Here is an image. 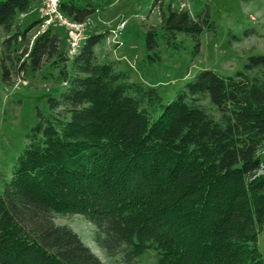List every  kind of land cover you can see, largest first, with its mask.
I'll return each mask as SVG.
<instances>
[{"label": "trees", "instance_id": "trees-1", "mask_svg": "<svg viewBox=\"0 0 264 264\" xmlns=\"http://www.w3.org/2000/svg\"><path fill=\"white\" fill-rule=\"evenodd\" d=\"M37 1L0 0V29L14 33L6 44L26 43L20 73L49 66L66 91L27 135L12 179L0 174V264H137L149 253L153 264H264V56L234 77L205 71L165 104L117 62L99 60L105 35H88L69 57L61 30L32 43L40 22L16 32ZM61 10L80 23L95 13L89 0ZM214 30L208 11L170 6L146 49L160 60L161 40L181 49L183 35L199 48ZM0 69L11 86V70ZM78 215L94 226L106 262L54 222Z\"/></svg>", "mask_w": 264, "mask_h": 264}, {"label": "rangeland", "instance_id": "rangeland-1", "mask_svg": "<svg viewBox=\"0 0 264 264\" xmlns=\"http://www.w3.org/2000/svg\"><path fill=\"white\" fill-rule=\"evenodd\" d=\"M89 1L95 13L88 19V35L106 36L96 48L99 60L117 62L118 68L128 73L133 82L157 89L165 104L174 101L187 84L205 71L234 77L244 71L250 58L264 56V0ZM40 6L41 2L37 1L30 12L17 21L16 32L21 34L40 22L27 35L31 43L44 32ZM170 6L193 16L208 11L215 30L202 35L199 48L183 35L178 36L181 49L169 47L161 40L158 51L161 59L158 60L147 51L146 36L148 30L160 27L162 15ZM53 32L59 33L55 29ZM13 35H6L0 29V68L6 66L11 70L12 80V85L8 86L0 69V174L8 182L17 159L29 143L27 135L39 123L40 115L50 113L48 101L59 99L66 91L65 84L58 80L59 73L49 66L37 73H20L26 43L18 39L11 45L6 44ZM63 37L61 33L60 38ZM62 49L67 51V45ZM202 104L219 119L208 101ZM259 153L264 160V148ZM54 222L70 227L100 260L107 261L104 251L95 243L94 226L84 217L55 216ZM154 261L155 254L149 253L137 264H153Z\"/></svg>", "mask_w": 264, "mask_h": 264}, {"label": "built area", "instance_id": "built-area-1", "mask_svg": "<svg viewBox=\"0 0 264 264\" xmlns=\"http://www.w3.org/2000/svg\"><path fill=\"white\" fill-rule=\"evenodd\" d=\"M39 1L41 2L40 17L43 31L49 29L63 31L67 38V53L69 57L74 56L87 40L89 20L80 23L64 15L61 5L69 0Z\"/></svg>", "mask_w": 264, "mask_h": 264}]
</instances>
